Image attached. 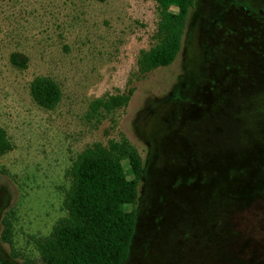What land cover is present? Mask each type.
Wrapping results in <instances>:
<instances>
[{
    "label": "rangeland",
    "instance_id": "obj_1",
    "mask_svg": "<svg viewBox=\"0 0 264 264\" xmlns=\"http://www.w3.org/2000/svg\"><path fill=\"white\" fill-rule=\"evenodd\" d=\"M157 16L152 0H0V231L6 217L16 252L0 240V264H43L33 239L63 215L71 161L121 138L143 164L123 264H264V0H195L175 59L141 72ZM35 75L60 87L51 110Z\"/></svg>",
    "mask_w": 264,
    "mask_h": 264
},
{
    "label": "trees",
    "instance_id": "obj_2",
    "mask_svg": "<svg viewBox=\"0 0 264 264\" xmlns=\"http://www.w3.org/2000/svg\"><path fill=\"white\" fill-rule=\"evenodd\" d=\"M152 1L158 13V40L140 53L137 64L141 72L167 66L175 59L186 17L195 0ZM28 93L45 110L53 109L61 98L59 85L45 75L31 78ZM127 99L128 95H111L95 99L94 103L109 111L124 105ZM7 148L0 128V154ZM142 172V160L125 138L110 140L106 145L93 143L78 152L66 170L68 185L61 200L63 215L53 222L47 234L33 239L38 260L43 264H123L134 228V204ZM1 226L0 240L16 257L11 224L6 217L1 219Z\"/></svg>",
    "mask_w": 264,
    "mask_h": 264
}]
</instances>
